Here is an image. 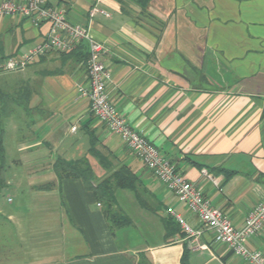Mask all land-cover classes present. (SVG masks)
<instances>
[{"label":"crops","instance_id":"obj_1","mask_svg":"<svg viewBox=\"0 0 264 264\" xmlns=\"http://www.w3.org/2000/svg\"><path fill=\"white\" fill-rule=\"evenodd\" d=\"M46 2L104 45L107 91L126 122L241 228L264 196V0ZM48 26L0 16V64L41 43ZM80 56L49 52L23 68H33L25 78L33 86L28 98L45 114L38 136L22 147L29 155L17 162L31 188L29 210L7 214L22 258L7 243L0 264H248L216 242L92 114L78 91L86 81ZM81 158L94 184L126 165L141 182L146 207L128 189L116 190L107 207L81 178H59L58 159ZM108 209L129 223L113 228ZM170 209L200 234L186 235ZM165 221L177 229L166 235ZM245 244L264 252V224Z\"/></svg>","mask_w":264,"mask_h":264},{"label":"built area","instance_id":"obj_2","mask_svg":"<svg viewBox=\"0 0 264 264\" xmlns=\"http://www.w3.org/2000/svg\"><path fill=\"white\" fill-rule=\"evenodd\" d=\"M13 15H20L35 26L41 23L49 26L41 43L20 56L6 58L0 66L2 70H21L46 53L68 52L87 41L86 81L78 86V91L88 98L92 114L108 131L120 136L166 190L197 218L202 228L212 232L216 242L225 244L248 264H264V252L250 249L245 244L264 224V196L248 212L243 226L236 228L223 210L210 204L198 185L186 179L158 147L126 122L107 91L110 74L102 61L105 48L101 42L94 39L86 28L70 23L62 7L48 4L46 0H0V16ZM202 174L211 178L206 170H202ZM169 212L186 235L200 234L201 230L192 228L179 213L171 209Z\"/></svg>","mask_w":264,"mask_h":264},{"label":"rangeland","instance_id":"obj_3","mask_svg":"<svg viewBox=\"0 0 264 264\" xmlns=\"http://www.w3.org/2000/svg\"><path fill=\"white\" fill-rule=\"evenodd\" d=\"M32 71L33 68L13 71L0 68V131L3 133L4 148L3 167L0 168V256H5L8 243L14 245L16 259L22 258V246L18 233L13 231L7 220V214L17 206L20 211L29 210L31 195L26 170L17 162L29 155V150L22 147L38 136L37 121L45 114L44 105L35 106L28 98L33 86H26L25 78ZM33 85L36 87V84Z\"/></svg>","mask_w":264,"mask_h":264},{"label":"trees","instance_id":"obj_4","mask_svg":"<svg viewBox=\"0 0 264 264\" xmlns=\"http://www.w3.org/2000/svg\"><path fill=\"white\" fill-rule=\"evenodd\" d=\"M140 5L144 6L149 0H136ZM64 56L72 55H81L80 57L83 60H87L88 52L85 51V46L83 42L77 45L74 49L68 52H58ZM3 133L0 131V168L3 167L4 161V148L2 145ZM55 171L58 174L59 178L64 177H79L83 180L84 185L87 189L91 190L98 200L105 202L107 207H111L114 193L118 189H128L131 190L139 203L146 207V200L143 197L141 191V182L138 177L126 166H121L116 171L106 178L100 180L96 184L93 183L95 175L90 165L86 162L85 159H77L75 161H68L64 159H58L55 162ZM107 218L111 226H120V224H128L129 219L124 217L119 212L111 213L109 209L107 210ZM166 227V235L168 234L171 227L174 226L177 229L176 224H172L171 221L164 222Z\"/></svg>","mask_w":264,"mask_h":264}]
</instances>
